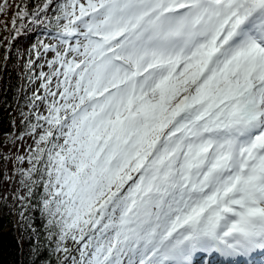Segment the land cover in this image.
Listing matches in <instances>:
<instances>
[{
  "label": "snow or ice",
  "instance_id": "snow-or-ice-1",
  "mask_svg": "<svg viewBox=\"0 0 264 264\" xmlns=\"http://www.w3.org/2000/svg\"><path fill=\"white\" fill-rule=\"evenodd\" d=\"M25 8L0 21L6 53L31 25L57 44L32 45L55 54L35 97L47 115L6 134L35 144L16 156L21 227L43 188L45 231L72 264H264V0Z\"/></svg>",
  "mask_w": 264,
  "mask_h": 264
},
{
  "label": "trees",
  "instance_id": "trees-1",
  "mask_svg": "<svg viewBox=\"0 0 264 264\" xmlns=\"http://www.w3.org/2000/svg\"><path fill=\"white\" fill-rule=\"evenodd\" d=\"M19 2L20 0H9L12 8L0 16V21L7 20L9 29L12 13ZM45 2L46 0H25V11H35ZM60 3L63 0H52L53 7ZM25 24L27 26V22ZM0 32L3 33V30ZM40 33L41 29L35 25L27 26V31L13 42V47L7 53L4 46H0V142L3 143L0 154L10 157L9 160L0 158V197H7L6 200L0 198V264H60L65 255L53 251L58 237L54 235L49 238L45 231L46 221L42 219L39 210L40 196L44 195L43 188L38 190L35 200H32L31 211H26L31 227H21L20 217L16 214L19 202L12 199L16 189L20 187V177L15 173L30 165L26 162L27 166L24 167L15 160L11 137L6 134L11 132L19 135L23 131L22 121L35 123V115L40 114L36 107L38 99L35 98L38 95L34 90L38 65L31 59V53L27 55V49L29 51L32 45L37 44L32 43L33 36ZM30 59L32 63L29 65ZM19 141H16L15 146Z\"/></svg>",
  "mask_w": 264,
  "mask_h": 264
},
{
  "label": "rangeland",
  "instance_id": "rangeland-1",
  "mask_svg": "<svg viewBox=\"0 0 264 264\" xmlns=\"http://www.w3.org/2000/svg\"><path fill=\"white\" fill-rule=\"evenodd\" d=\"M81 2H85V0H81ZM2 26H3V24L1 25L0 30L1 29L3 30ZM4 33H5L4 31H3V33L0 32V36H4L5 35ZM37 37H40V35L37 34L35 38H37ZM40 51H42V50L40 49ZM28 54H29V51H27V55ZM31 54H32V59L36 62L37 52L33 53V51H31ZM54 56H55L54 53H45L42 55V59H41L40 63H38L39 68L37 70V74H39L40 72L51 74L53 69L49 68L48 61L52 60L54 58ZM56 67H58V65ZM53 78H54V82H52L51 85L49 86L51 91H54V88L56 87L55 85L57 83V78L55 76H53ZM60 79H63V77H60ZM41 81L42 82L45 81V83H47L46 78H44V80L41 79L38 83H41ZM43 112L45 113V111H43ZM29 145H30V139H26L25 141H19V143H17L16 146L13 147L15 158L17 155L25 156V151H27L29 149ZM81 243H83V242H81ZM65 246L72 248V254L76 253L75 257L77 259H79L80 253H79V251H76V249H78L80 247V245H77L75 243V241L72 242L70 240H67L65 243ZM63 261H64V259H63ZM67 263L70 264L72 262L67 261Z\"/></svg>",
  "mask_w": 264,
  "mask_h": 264
},
{
  "label": "bare ground",
  "instance_id": "bare-ground-1",
  "mask_svg": "<svg viewBox=\"0 0 264 264\" xmlns=\"http://www.w3.org/2000/svg\"><path fill=\"white\" fill-rule=\"evenodd\" d=\"M202 258H203V257H202ZM199 259H201V257H200ZM199 259H198V260H199ZM211 264H212V262H211Z\"/></svg>",
  "mask_w": 264,
  "mask_h": 264
}]
</instances>
